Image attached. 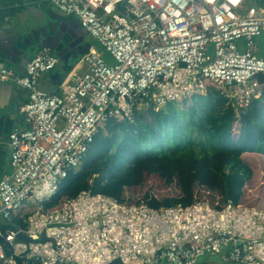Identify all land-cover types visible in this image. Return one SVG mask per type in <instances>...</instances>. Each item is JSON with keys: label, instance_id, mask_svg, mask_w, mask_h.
Here are the masks:
<instances>
[{"label": "built area", "instance_id": "1", "mask_svg": "<svg viewBox=\"0 0 264 264\" xmlns=\"http://www.w3.org/2000/svg\"><path fill=\"white\" fill-rule=\"evenodd\" d=\"M247 1L49 0L102 51L90 47L53 90L40 85L60 63L48 47L19 76L0 68V81L28 92L25 126L10 134L12 170L0 178V219L22 222L0 227V264H264V208L242 200L195 192L191 204L154 207L87 189L45 205L108 119L165 109L210 86L237 110L262 95L264 2Z\"/></svg>", "mask_w": 264, "mask_h": 264}, {"label": "trees", "instance_id": "2", "mask_svg": "<svg viewBox=\"0 0 264 264\" xmlns=\"http://www.w3.org/2000/svg\"><path fill=\"white\" fill-rule=\"evenodd\" d=\"M68 66L70 70L73 64ZM176 103L170 102L166 109L136 111L131 119H108L95 135L81 166L61 180L56 194L45 205H58L64 198L75 197L87 189L125 200L127 189L143 182L134 165L143 166L146 159L161 153L158 169L168 177L169 183L172 184L176 177L180 182L183 164L209 168L214 183L192 180L186 187L180 183L178 194L162 198L146 193L143 198L149 205L191 204L196 184L221 193L224 200L239 202L243 187L253 176L243 155L247 151L264 155V89L245 109L237 110L214 86L204 94L193 95L185 108L181 109ZM146 111L150 122L144 117ZM236 122H240L237 136L234 133ZM187 127L195 128L188 147L166 145L182 139ZM4 221V230L22 222L15 217Z\"/></svg>", "mask_w": 264, "mask_h": 264}, {"label": "crops", "instance_id": "3", "mask_svg": "<svg viewBox=\"0 0 264 264\" xmlns=\"http://www.w3.org/2000/svg\"><path fill=\"white\" fill-rule=\"evenodd\" d=\"M72 18L78 20L76 16L61 12L55 5L49 2V0H0V43L8 38L13 39L21 37V41H27L26 44L30 46L31 57L38 49H40L37 47V41L34 34V31L37 28L44 25H54V23L60 25L64 21H71ZM78 31L79 33H83L79 38H81L80 44L84 49L92 46L99 47L94 43H91L92 38H90L81 25L79 26ZM70 39L73 40L72 36ZM239 44L244 48L243 40H240ZM100 49L102 51V48ZM260 53H262V49L257 52L258 55H260ZM82 54L83 53L74 57L71 56L68 62H64L59 57L60 63L57 68L63 70V74H65L68 70V65H74L77 58ZM105 54L106 52H103V55ZM263 55L264 53H262V56ZM0 61H2L1 57ZM13 67L16 68L17 65H13ZM0 68H3L1 63ZM40 85L47 90L57 89L58 86L57 81L49 74V72L42 76ZM27 100V90L17 85L14 79L0 81V178L10 173L12 170L10 164V134L14 130L22 129L25 126L21 106ZM1 220L6 223L3 219ZM0 227L2 229L4 228L2 224H0Z\"/></svg>", "mask_w": 264, "mask_h": 264}, {"label": "rangeland", "instance_id": "4", "mask_svg": "<svg viewBox=\"0 0 264 264\" xmlns=\"http://www.w3.org/2000/svg\"><path fill=\"white\" fill-rule=\"evenodd\" d=\"M253 0H249L246 2V5L253 4ZM90 38L92 36L88 33ZM87 37L86 35H84ZM260 45L262 48V53H264V37L259 39ZM91 43L101 47V45L94 39H91ZM89 43V44H91ZM213 45L210 46L211 55H214ZM260 53V55H262ZM104 57L109 60L110 62H113V57L106 52ZM64 74H62L63 76ZM188 100V101H187ZM191 102V98L178 101L176 104L182 108L187 107V105ZM167 107V106H166ZM166 109V108H165ZM147 111L145 112V116L147 121H151V118L148 117ZM104 128V127H102ZM240 129V122H236L234 125V133L235 136L238 135ZM186 135L182 139H175L173 141L168 142L166 145H172L175 146L177 144H182L185 147L189 146V138L192 137L195 133V128L193 127H187L185 129ZM163 154L155 155L151 158L146 159V161L143 162V166L141 165H134L135 168L140 172L143 178L142 184L139 186H135L132 189H127L125 192L126 197L131 201L139 200L140 198H143L146 193H149L151 195H154L156 197H165L167 195H175L180 192V184L182 187L188 186L192 180H198L202 181L204 184L214 183L213 177L211 175V171L207 167H203L199 164H195V166H187L186 164H183L181 166L180 170V182L179 179L176 177L175 181L171 184L169 183L168 177L165 176L161 170L158 169L159 161ZM243 159L251 166L253 170V176L252 178L245 184L243 187V196L241 198L244 203L253 204L258 207L264 208V155L260 153H254V152H246L243 155ZM148 167H144V166ZM196 192L200 197H206L210 201L214 202L217 201L221 197V193L212 191L211 189H208L207 187L203 185L196 184ZM221 200V199H219ZM1 223L4 224V222L0 219ZM4 226V225H3Z\"/></svg>", "mask_w": 264, "mask_h": 264}, {"label": "water", "instance_id": "5", "mask_svg": "<svg viewBox=\"0 0 264 264\" xmlns=\"http://www.w3.org/2000/svg\"><path fill=\"white\" fill-rule=\"evenodd\" d=\"M80 22L73 19L69 22L64 21L62 24H51L50 26L44 25L34 31L37 47H48L54 51L64 62H68L71 56H78L85 53L89 48H83L81 38L83 33H79L78 29ZM82 27V26H81ZM72 36V39L70 37ZM29 41V40H28ZM27 41H21V37L8 38L0 43V57L2 66L12 74L19 76L26 71V63L30 57L31 51L26 46ZM13 65H17L16 68ZM63 70L56 69L49 72L51 76L60 83ZM17 239L29 240L24 234H18ZM44 239V238H43Z\"/></svg>", "mask_w": 264, "mask_h": 264}, {"label": "clouds", "instance_id": "6", "mask_svg": "<svg viewBox=\"0 0 264 264\" xmlns=\"http://www.w3.org/2000/svg\"><path fill=\"white\" fill-rule=\"evenodd\" d=\"M83 23H87V20H84ZM50 66V65H49ZM37 227H42L41 225H37Z\"/></svg>", "mask_w": 264, "mask_h": 264}, {"label": "flooded vegetation", "instance_id": "7", "mask_svg": "<svg viewBox=\"0 0 264 264\" xmlns=\"http://www.w3.org/2000/svg\"><path fill=\"white\" fill-rule=\"evenodd\" d=\"M26 46L29 48V51L31 50L30 46L28 44H26Z\"/></svg>", "mask_w": 264, "mask_h": 264}]
</instances>
